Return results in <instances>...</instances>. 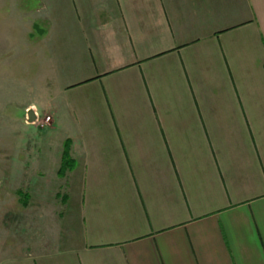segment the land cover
<instances>
[{"label": "crops", "instance_id": "0c3cea01", "mask_svg": "<svg viewBox=\"0 0 264 264\" xmlns=\"http://www.w3.org/2000/svg\"><path fill=\"white\" fill-rule=\"evenodd\" d=\"M45 7L55 207L0 264H264V0Z\"/></svg>", "mask_w": 264, "mask_h": 264}, {"label": "rangeland", "instance_id": "374dc122", "mask_svg": "<svg viewBox=\"0 0 264 264\" xmlns=\"http://www.w3.org/2000/svg\"><path fill=\"white\" fill-rule=\"evenodd\" d=\"M46 10L45 0H0V258L12 247L26 246V227L45 207L49 215L55 207L44 191L25 190L29 176L49 177L50 155L63 133L54 116L57 104L43 94L37 72L39 29L50 19ZM28 108L38 113L32 123L26 119ZM51 180L47 186L53 188L48 190L53 199L58 181Z\"/></svg>", "mask_w": 264, "mask_h": 264}, {"label": "trees", "instance_id": "16d2710c", "mask_svg": "<svg viewBox=\"0 0 264 264\" xmlns=\"http://www.w3.org/2000/svg\"><path fill=\"white\" fill-rule=\"evenodd\" d=\"M64 157H65V158H64V161H63V163H62V165H61V167H60V169H59V171H58V173H59L60 175H64L65 171H66L67 169H70L71 161L68 159L67 154H65ZM23 199H24L23 204H26V200L29 199V198H27V196L24 195V196H23Z\"/></svg>", "mask_w": 264, "mask_h": 264}, {"label": "water", "instance_id": "95a60500", "mask_svg": "<svg viewBox=\"0 0 264 264\" xmlns=\"http://www.w3.org/2000/svg\"><path fill=\"white\" fill-rule=\"evenodd\" d=\"M26 119H27V122H30V123L35 121V119H36L35 112L31 108L27 109Z\"/></svg>", "mask_w": 264, "mask_h": 264}, {"label": "bare ground", "instance_id": "6f19581e", "mask_svg": "<svg viewBox=\"0 0 264 264\" xmlns=\"http://www.w3.org/2000/svg\"><path fill=\"white\" fill-rule=\"evenodd\" d=\"M32 109V108H31ZM33 110V109H32Z\"/></svg>", "mask_w": 264, "mask_h": 264}]
</instances>
